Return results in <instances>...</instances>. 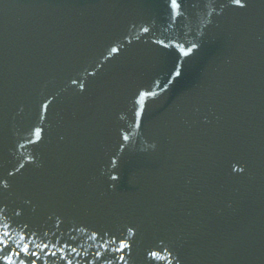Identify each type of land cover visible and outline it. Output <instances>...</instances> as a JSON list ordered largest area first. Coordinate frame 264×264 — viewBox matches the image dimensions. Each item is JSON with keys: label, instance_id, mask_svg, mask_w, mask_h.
Here are the masks:
<instances>
[{"label": "water", "instance_id": "95a60500", "mask_svg": "<svg viewBox=\"0 0 264 264\" xmlns=\"http://www.w3.org/2000/svg\"><path fill=\"white\" fill-rule=\"evenodd\" d=\"M0 264H264V0H0Z\"/></svg>", "mask_w": 264, "mask_h": 264}, {"label": "snow or ice", "instance_id": "6c2138e0", "mask_svg": "<svg viewBox=\"0 0 264 264\" xmlns=\"http://www.w3.org/2000/svg\"><path fill=\"white\" fill-rule=\"evenodd\" d=\"M238 2H239V0H238Z\"/></svg>", "mask_w": 264, "mask_h": 264}]
</instances>
